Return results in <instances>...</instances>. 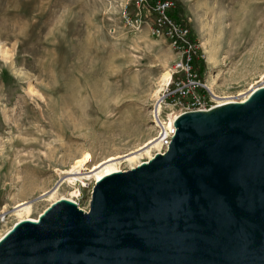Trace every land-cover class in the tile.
I'll return each mask as SVG.
<instances>
[{"label":"rangeland","instance_id":"obj_1","mask_svg":"<svg viewBox=\"0 0 264 264\" xmlns=\"http://www.w3.org/2000/svg\"><path fill=\"white\" fill-rule=\"evenodd\" d=\"M175 1L219 102L264 85V0ZM125 14H137L134 0H0V237L21 202L34 218L72 194L89 210L95 178L66 181L84 152L88 168L115 155L122 170L149 160L138 149L156 137V91L177 54L151 17L137 28ZM204 43L217 45L212 64ZM162 110L164 120L177 114Z\"/></svg>","mask_w":264,"mask_h":264},{"label":"water","instance_id":"obj_2","mask_svg":"<svg viewBox=\"0 0 264 264\" xmlns=\"http://www.w3.org/2000/svg\"><path fill=\"white\" fill-rule=\"evenodd\" d=\"M165 153L0 238V264H264V85L178 116Z\"/></svg>","mask_w":264,"mask_h":264},{"label":"built area","instance_id":"obj_3","mask_svg":"<svg viewBox=\"0 0 264 264\" xmlns=\"http://www.w3.org/2000/svg\"><path fill=\"white\" fill-rule=\"evenodd\" d=\"M134 3L137 14L134 17L125 14L126 21L139 28L145 21L144 18L151 17L152 33L166 38L177 54L171 79L158 100L161 110L154 106L151 112L155 127H162V123H166L169 119L164 120L162 116L164 105H173L175 111L172 113H178L174 116L172 126H168L166 131L158 127V130L155 129V136L162 144L158 153H165L176 133L175 121L179 115L188 111H208L222 104L198 70L199 61L204 55L193 38L191 27L176 15L177 2L175 0H134Z\"/></svg>","mask_w":264,"mask_h":264},{"label":"bare ground","instance_id":"obj_4","mask_svg":"<svg viewBox=\"0 0 264 264\" xmlns=\"http://www.w3.org/2000/svg\"><path fill=\"white\" fill-rule=\"evenodd\" d=\"M203 45H205L204 46L205 47L204 53H205V56L208 60V63L212 64L218 55L217 45L213 46L211 44L213 47L206 44V43H204ZM170 79H171V72L165 71L161 76V83H160L161 88L158 91H156V94H158L159 92H161L162 90L165 89V86L168 84ZM261 86H263V85H261ZM258 87H260V86L251 88V90L247 91V93L245 92V93L239 94V95H243L241 99L231 100V101H242V100L246 99L248 97V95L254 89H256ZM213 91L216 94L215 90H213ZM217 97H219L220 99L226 98V97H220V96H217ZM159 98H158V100H159ZM158 100H157V103L155 104V106L158 105V103H159ZM231 101H226V102L221 101L220 103L224 104V103H228ZM157 107H158V110H161L160 103ZM176 115H174V116H176ZM174 116H170L169 119H171V122L169 125L162 123V127H159V126H157V127L160 128V130L162 129L163 131H166L168 126H170V127L172 126ZM157 127H155V129H157ZM161 147H162L161 142L158 141L156 137H153V138H150V140L146 144H144L141 148H139L138 150L140 151V150L146 149V154L148 155V158L151 159L154 157L152 154V149H160ZM122 157H124V156H120V155L110 156V157H107V158L103 159L102 161L96 163L95 165H93V167L88 168L87 165L89 162H91L93 160V155L91 152H88V151L84 152L80 157L75 159V162L72 165L71 170L68 172V175H70V177L68 176V179L66 181H68L70 184L74 185L75 188H77L78 180L83 181L84 179H89L91 176H93V178H95V182H96L99 179H101L102 177H104L105 175H108V174L113 173L115 171L122 170L120 168L119 162H118V160H120ZM137 159H138V156L134 155V156H130L129 160H131L132 162H136ZM73 197H74V195L72 194L70 196H65L63 198H67V199H70L73 201V199H72ZM17 206H16L17 209L21 206L20 209L17 210V215H18L19 221L22 219H31V220H37L38 219V218L32 217L30 214L31 209H32V205H26V202H21Z\"/></svg>","mask_w":264,"mask_h":264},{"label":"trees","instance_id":"obj_5","mask_svg":"<svg viewBox=\"0 0 264 264\" xmlns=\"http://www.w3.org/2000/svg\"><path fill=\"white\" fill-rule=\"evenodd\" d=\"M176 15H177V16H180V14H179V12H178V9H177Z\"/></svg>","mask_w":264,"mask_h":264}]
</instances>
